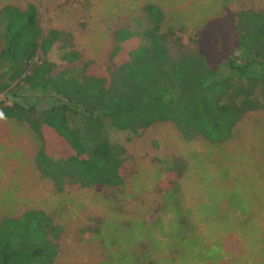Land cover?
Returning a JSON list of instances; mask_svg holds the SVG:
<instances>
[{
    "label": "rangeland",
    "instance_id": "374dc122",
    "mask_svg": "<svg viewBox=\"0 0 264 264\" xmlns=\"http://www.w3.org/2000/svg\"><path fill=\"white\" fill-rule=\"evenodd\" d=\"M27 4L44 32L71 34L77 62L60 61L58 50L45 58L54 72L78 76L81 62L107 64L113 30L146 27L147 5L187 43L223 9L259 10L264 0H0V8ZM109 140L134 163L123 184L57 193L35 169L32 131L0 118V220L31 209L49 216L61 228L52 264H264V108L219 144L184 141L166 122L128 140L110 130ZM176 167L182 174L168 186L164 174Z\"/></svg>",
    "mask_w": 264,
    "mask_h": 264
},
{
    "label": "trees",
    "instance_id": "16d2710c",
    "mask_svg": "<svg viewBox=\"0 0 264 264\" xmlns=\"http://www.w3.org/2000/svg\"><path fill=\"white\" fill-rule=\"evenodd\" d=\"M146 27L112 31L105 66L54 72L58 50L73 65L70 33L43 31L32 4L0 8V118L24 123L39 145L34 166L55 192L120 187L134 169L110 130L128 140L169 123L184 141L224 142L246 113L264 108V6L223 9L184 43L162 30L161 12L143 7ZM169 172V171H168ZM182 174L165 175L170 186ZM61 228L40 210L0 220V264H52Z\"/></svg>",
    "mask_w": 264,
    "mask_h": 264
}]
</instances>
